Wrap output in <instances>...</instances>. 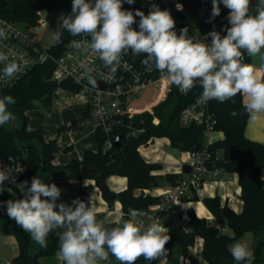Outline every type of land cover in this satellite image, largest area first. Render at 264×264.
Masks as SVG:
<instances>
[{"label": "clouds", "instance_id": "obj_1", "mask_svg": "<svg viewBox=\"0 0 264 264\" xmlns=\"http://www.w3.org/2000/svg\"><path fill=\"white\" fill-rule=\"evenodd\" d=\"M135 2L72 0L70 14L60 18L59 27L51 34L52 45L62 42L64 32L84 37L90 52L96 54L112 76L125 53L143 54L145 66L153 67L181 91H190L199 83L200 101L234 102L239 94L250 121L264 116V75L260 74L264 73V0L255 3L254 0H211L208 22L220 15L222 3L229 10V26L223 29L225 35L215 29L207 33L205 37H211L210 44L189 36L187 27L177 34L170 11L155 3L147 15L139 9L134 12L124 9V3ZM253 7L254 14L250 11ZM176 8L182 11L183 5L176 4ZM137 17L139 30L133 27ZM0 38H6L5 27H0ZM82 43L71 41L77 49ZM245 53L249 58H259L258 68L244 62ZM0 64L4 65L0 79L13 80L22 73L21 63L4 52H0ZM80 68L83 69L80 78L96 88L89 63L82 61ZM15 102L10 95L0 98V125L14 123L15 116L8 106ZM230 115L237 113L232 111ZM13 173L0 163V194L8 182L16 184L23 198L0 201V206H6L8 218L42 248H47V238L54 229H63L58 257L64 264H98L107 261L109 254L119 264H136L140 257L166 264V245L171 240L168 228L157 221L145 225L140 210L129 209L127 220L109 227L97 220L92 197L89 202L77 197L71 205L57 203L62 190L55 183H45L34 176L30 185L29 181L17 184ZM7 191L14 195L11 187ZM228 251L237 264H253L254 253L246 243L236 241L228 245Z\"/></svg>", "mask_w": 264, "mask_h": 264}, {"label": "trees", "instance_id": "obj_2", "mask_svg": "<svg viewBox=\"0 0 264 264\" xmlns=\"http://www.w3.org/2000/svg\"><path fill=\"white\" fill-rule=\"evenodd\" d=\"M66 2L67 0H64L62 9H65ZM255 2L257 0H254ZM152 3L157 4L162 10L170 11L176 22L177 34L185 27L188 28V32L193 29L205 31L210 24L208 20L211 16V0H203L206 13L202 19L196 14L199 0H180L183 5L182 11L176 10L173 3L165 4L162 0H136L133 5L124 3L123 7L133 12L139 9L147 15ZM52 5H57L55 0H7L0 6V19L17 26H32L38 21V12ZM220 8V15L213 21L228 15L229 10L222 3ZM250 11L254 14V7ZM136 19L137 24L133 27L139 30V17ZM70 37L69 33L64 32L62 42L52 45L51 52L54 56L59 54L60 48ZM245 58L250 60L246 53ZM53 68L52 61L35 66L18 85L12 89L0 90V98L10 95L15 99V104L9 105L8 109L14 114L16 125L20 130V138L17 140L10 124L0 125V150L6 155L23 158L28 165L25 178L29 183L34 176H39L45 183L83 178L96 180L89 175H82L81 167L97 169L98 179L101 180H106L110 176L124 177L127 181L124 190L102 191V198L109 206L115 201L120 203L123 216L128 214L129 209L141 210L157 204L160 201L159 196H149L144 192L161 187L163 184L174 187L182 173L159 174L162 166L145 161L138 148L146 146L149 140L165 138L174 149L181 152L202 151L205 145L204 127L199 125L183 127L179 124L180 111L192 101L195 94L189 93L183 96L173 90L165 102L154 108V115L159 119L157 125L152 124V117L147 113L136 116L135 127L143 129V132L131 136L123 130L117 131L115 136H121L119 149L103 152L101 135L95 132L99 144L97 151L88 150L80 160L72 159L66 165L55 166L52 164L56 151L55 141H46L40 129H28L27 115L28 111L35 108L36 101L44 108L53 105L54 91L57 87L50 81ZM61 86L70 89L73 93L79 92V88L69 82H64ZM242 104V96L239 94L234 98V102L211 101V113L215 121L213 131L222 133L224 137L207 144V151L214 160L215 168L221 169L227 175L236 174L238 168L245 172L246 178L238 181L242 211L231 219H225L222 211L227 207L221 206L217 195L202 199L214 220L227 227L230 234L221 232L206 218L197 217L192 208L188 209V215L190 211H193V214L189 215L185 225L180 221V213H175L176 226L168 230L171 240L166 248L178 247L180 256L187 259L189 264H237L228 251V245L236 242L246 233L254 234L253 264H264V186L260 179L261 171L264 170V143L251 141L245 137L244 130L248 115L244 112ZM232 111L237 115H230ZM83 113L88 115L87 112ZM61 170L67 171L64 179L59 178ZM11 188L16 193V197L13 198L4 191L0 194V201L23 198L15 186ZM135 191H138V194H135ZM183 201L185 203L198 201L195 191H191L190 196ZM1 232L14 236L18 244V253L12 258L11 264H38L40 257L51 256L58 251L59 236L53 231L47 238V248L40 247L21 228L4 225ZM196 238L202 240L201 260L188 253ZM146 262L154 263L140 257L136 264Z\"/></svg>", "mask_w": 264, "mask_h": 264}, {"label": "built area", "instance_id": "obj_3", "mask_svg": "<svg viewBox=\"0 0 264 264\" xmlns=\"http://www.w3.org/2000/svg\"><path fill=\"white\" fill-rule=\"evenodd\" d=\"M181 4L180 0H166L164 3ZM72 0H67L65 9H62V16H66L71 12ZM206 13V6L203 0H199L196 8V14L199 18H203ZM229 26L226 16L211 22L208 28L203 31L201 29H193L188 32L189 36L194 39L201 40L205 43L211 42V37H205L207 33L215 29L225 35L223 29ZM0 27L6 28V38H0V52L9 55L10 59L15 58L22 65V73L13 80L7 78L0 79V90L12 89L35 67L52 61L54 68L50 75V81L57 85L54 91L53 105L66 101L67 95H79L84 99L85 112L95 124V132H98L102 138V151L115 150L113 143L115 133L123 130L128 135L135 136L143 132V129L135 127L134 119L136 116L147 113L152 117V124L157 125L159 119L154 115V108L165 102L170 93L175 90L179 94L186 96L193 93L194 98L185 106L179 114V124L183 127L191 125H199L204 127V138H209L213 133V125L215 121L211 113V101L204 103L200 101L202 88L199 83L190 91L183 92L174 84L164 78L163 74L155 70L153 67L145 66L142 62L144 55H133L131 52L122 56L120 66L115 76L108 73L103 67L102 61L98 59L96 54L90 52L88 42L84 37L71 36L60 48L58 55L54 56L51 52V39L46 45H41L35 39V34L46 27V22L38 17L35 25L25 26L21 28L14 23L0 19ZM73 40L82 41L81 48H74L71 44ZM27 62L26 65L24 62ZM82 61L89 63V70L97 81V87L93 88L88 84L86 79H81L80 74L83 69L80 68ZM244 62L250 63L244 56ZM4 65L0 64V73H2ZM69 82L73 86L79 88L78 93H73L70 89L61 86L62 83ZM152 88L154 98L147 105H141L143 94ZM155 139L149 140L147 145L153 143ZM205 142L202 151L189 152L190 171L183 174L176 185L163 195H160V201L146 209H141V219L145 225L151 224L153 221L164 225V219L169 215V210L173 206L180 208V221L183 225L189 219L188 207L183 199L190 196L191 191H196L205 181L207 175L218 177V181H224L227 174L221 169L214 167V160L207 151ZM146 145V146H147ZM144 146V145H143ZM141 147V146H140ZM0 163L9 167L14 171L16 182L24 179L28 172V165L23 158L6 155L0 150ZM211 166V168L209 167ZM23 169V171H21ZM16 184L5 182L4 188ZM126 220L128 215L123 216ZM212 222L221 232L227 233V227L216 222L214 218L207 219Z\"/></svg>", "mask_w": 264, "mask_h": 264}, {"label": "crops", "instance_id": "obj_4", "mask_svg": "<svg viewBox=\"0 0 264 264\" xmlns=\"http://www.w3.org/2000/svg\"><path fill=\"white\" fill-rule=\"evenodd\" d=\"M165 2L166 0H162ZM250 63L255 64L257 68L259 67V58H250ZM264 75V73H260ZM243 101V98H242ZM216 136H212V133L209 135L208 141L209 143H213L217 140L223 139V134L220 132H213ZM245 137L251 141L264 143V116H261L255 122L247 120L245 130ZM157 139H155L156 141ZM47 141V140H46ZM168 141V140H167ZM169 142V141H168ZM152 144V143H151ZM141 146L138 148V151L142 158L149 163H158L162 166V169L159 171V174L165 173H179L182 170L183 165H188L189 161L187 158L186 152H181L179 158L175 156H168L165 160L160 161L157 158H150L149 155L146 154V148L148 146ZM88 151V150H86ZM84 151V152H86ZM97 151V150H90ZM153 151V149H151ZM187 154L183 156V154ZM84 154V153H83ZM73 158V159H81ZM55 166H62L56 163H52ZM261 184L264 186V170L261 171ZM29 181L27 178L20 180L17 184ZM49 184L55 183L62 191L61 195L58 198L57 203H66L68 205L72 204V200L75 198H80L85 202H89L92 197V205L95 208V212L97 214V220L104 223L106 226H115L117 222H122L126 220L123 217L121 205L118 201H115L111 206H109L102 198V191L95 185V180L83 178L80 180H60L54 182H47ZM127 181L124 177L120 176H110L105 180L106 189L111 192H119L126 188ZM30 185V183H29ZM17 188V186L15 185ZM172 187L168 184H163L161 187L152 188L146 190L144 193L149 196H160L171 190ZM18 192L21 196L23 194L17 188ZM14 192V191H13ZM135 194H138V191H135ZM240 187L238 184L237 174L227 175L224 181H218L217 179L214 181H204L201 186L195 191V195L198 199L196 202H188L186 207L192 208L195 215L199 218H212V215L204 206L202 199L208 196H218L220 198L221 206H226L228 209L232 210L235 214H238L242 211V201L239 198ZM13 198L16 197V193L14 192ZM6 202V201H5ZM6 225L12 228H20L17 226L14 220L8 218L6 214V206H0V264H11V260L18 253V244L14 236L7 235L1 232L2 227ZM63 229H54L53 232L60 236ZM244 236H248V241L245 242L252 251L253 248V233H246ZM200 241V248H202V240L200 238H196L195 242ZM250 241V242H249ZM252 241V242H251ZM191 248H189V254L191 253ZM201 255V250H200ZM194 256V255H193ZM196 257V256H194ZM198 260H201L200 257H196ZM38 264H64L58 257V251L51 256H44L38 259ZM98 264H118V261L115 257L109 254L107 261H98ZM189 264V261H188Z\"/></svg>", "mask_w": 264, "mask_h": 264}, {"label": "rangeland", "instance_id": "obj_5", "mask_svg": "<svg viewBox=\"0 0 264 264\" xmlns=\"http://www.w3.org/2000/svg\"><path fill=\"white\" fill-rule=\"evenodd\" d=\"M6 1L7 0H0V6ZM55 3H57V5L41 9L38 12L40 18L46 22V27L35 34L36 41L41 45H46L51 39L52 32L59 27L64 0H55ZM227 16L226 21L228 22ZM19 27L24 28L23 26ZM153 98L154 93L152 88H150L143 94L140 104L147 105ZM65 100L66 101L57 105H52L49 108L42 107L36 101L34 103L35 108L27 112L29 117L28 129H40L45 140L55 141L56 151L52 163L58 165H66L73 158L82 157L86 150L99 149V144L95 135V124L88 115L83 113L86 109L84 106V99L79 95H67ZM73 122L75 123L73 126L70 128L66 127L67 124ZM212 136L215 137L216 134L212 133ZM207 140L208 138L206 137L205 142H207ZM151 149H153V151H151ZM145 151H147L146 154L149 155L150 158H157L160 161L165 160L168 156H175L178 158L182 156L181 152L174 149L165 138L157 139L151 146H148ZM186 155L185 153L183 154V156ZM188 161H190L189 158ZM217 178L218 177L207 175L205 180L214 181ZM9 194L11 197L13 196V194ZM227 233L230 234L229 231ZM248 239V236L243 235L237 241L245 243ZM200 244V241L195 242L191 249V253L196 257H200ZM167 252L166 264H188V260L180 256L178 247L169 248ZM145 264H150V262H146ZM153 264H160V261L155 260Z\"/></svg>", "mask_w": 264, "mask_h": 264}, {"label": "water", "instance_id": "obj_6", "mask_svg": "<svg viewBox=\"0 0 264 264\" xmlns=\"http://www.w3.org/2000/svg\"><path fill=\"white\" fill-rule=\"evenodd\" d=\"M10 124V128L11 130L13 131L14 135H15V138L17 140H19L20 138V130L19 128L17 127L16 125V122L14 121V123H9ZM75 123H69L66 125L67 128H70L71 126H73ZM120 140H121V136H116L115 139H114V143H113V148L115 150L119 149L120 147ZM81 171V174L82 175H89L90 177L92 178H96L95 180V185L101 190V191H104L106 189V185H105V180H101V179H98L99 177V172L97 169L93 168V169H89V168H86V167H81L80 169ZM190 171V167L189 165H183L182 167V170H181V173L183 174H187L188 172ZM41 172H43V169H41ZM236 174H237V179L238 181H241V180H244L246 178V174L243 170L241 169H237L236 170ZM67 175V171L65 170H61L59 172V178L60 179H64ZM180 212V208L178 206H173L170 208L169 210V215L164 219V226L169 229H172L176 226V219H175V216L174 214L175 213H179ZM193 214V211H190L189 212V215H192ZM222 215L225 219H231L234 217L235 213L230 210V209H224L222 211ZM58 250H59V244H58Z\"/></svg>", "mask_w": 264, "mask_h": 264}]
</instances>
